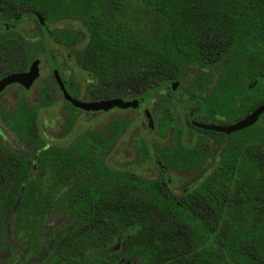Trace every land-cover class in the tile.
<instances>
[{
  "label": "trees",
  "instance_id": "16d2710c",
  "mask_svg": "<svg viewBox=\"0 0 264 264\" xmlns=\"http://www.w3.org/2000/svg\"><path fill=\"white\" fill-rule=\"evenodd\" d=\"M30 11L36 27L49 24L63 44L83 47V67L116 87V93H123L127 83L140 87L138 93L167 85L185 76L193 62H245L226 66L234 71L228 77L257 81V101L244 105L243 114L264 102V0H0V29L14 17L13 23L26 26L19 30L35 28L24 19ZM31 35L36 37L19 31L0 38V79L27 69L31 45L43 49L49 44L39 31ZM39 107H17L18 113L3 118L8 133L0 132V237L16 208L25 216L27 206L36 205L38 216L50 198H57L39 191L45 188L42 174L48 166L58 176L52 179L57 188L65 181L61 173L69 165L60 147L45 148ZM258 140L264 143V130ZM149 155V149L141 148L139 157ZM20 157L36 159L37 177L24 178L29 163ZM82 165L71 209L79 226L56 233L50 264H123L121 256L136 257L138 264H264V210L250 195L240 201L235 192L223 195L217 186L205 196L211 209L198 210L187 205L186 197L178 204L166 189L131 170L120 177L114 173L112 195L102 196L94 187L91 165ZM258 167L262 174V158ZM247 172L242 171L235 189L264 190V179L253 180L251 168ZM112 246V254H104Z\"/></svg>",
  "mask_w": 264,
  "mask_h": 264
},
{
  "label": "flooded vegetation",
  "instance_id": "af4514ba",
  "mask_svg": "<svg viewBox=\"0 0 264 264\" xmlns=\"http://www.w3.org/2000/svg\"><path fill=\"white\" fill-rule=\"evenodd\" d=\"M34 18V12L30 11L24 19H27V26L32 24L35 28L19 30L18 24L13 23L14 17L3 21L4 30L0 29V38L21 31L33 39L36 36L31 34L39 31L43 42L47 38L49 43L42 45L43 49L31 45L33 58L27 69L19 72H27L34 61H39V76L31 87L27 89L14 83L0 92V132L8 133L3 118L18 113L17 107L41 106L37 112L42 117V130L48 138L45 148L60 147L69 166L61 173L60 179L65 181L58 188L52 181L58 176L50 172L51 166L42 174L45 188L39 191L57 198H50L40 208L38 216L35 214L38 206L29 204L25 216L21 213L19 218L21 215L16 208L10 215L11 223L5 222L0 237V264H50L49 252L56 233L79 226L71 209L73 198L79 192L75 184L77 176L81 177L80 164L84 161L91 165L94 187L102 196L112 195L109 189L114 173L120 177L133 170L137 178L156 182L166 189L164 192L171 193L178 204L186 197L188 206L198 210L203 209L199 206L210 208L205 196L219 186L223 195L235 192L240 201L250 195L256 208L264 210V198L258 195H264V190L255 187L245 193L235 189L242 171L247 175L250 168L253 180L264 179V172L258 173L259 160H264V143L258 140L259 130H264V113L254 124L241 130L225 133L207 129L234 126L264 104L243 114L244 105L257 101L253 92L257 81L248 79L243 83L235 76H227L234 73L226 69L227 65L248 63L193 62L185 76L173 79L167 85L138 93L140 87L127 83L122 87L123 93H116V87L105 85L83 67L79 60L83 47L63 44L53 26L36 27ZM36 41L32 40L33 43ZM103 91L111 93L110 97H101ZM110 100L132 105L86 110L73 104V101L89 105ZM179 134L181 140H178ZM141 148L149 149L147 158L139 157ZM19 159L29 163L24 178L37 177L36 159ZM74 163L79 166L74 167ZM82 169L85 170L83 165ZM114 248L104 249V254H112ZM120 261L138 264L136 257L121 256Z\"/></svg>",
  "mask_w": 264,
  "mask_h": 264
},
{
  "label": "water",
  "instance_id": "95a60500",
  "mask_svg": "<svg viewBox=\"0 0 264 264\" xmlns=\"http://www.w3.org/2000/svg\"><path fill=\"white\" fill-rule=\"evenodd\" d=\"M37 18L40 24L44 25L43 18L41 16H37ZM38 65H39V61H34L30 65L29 70L27 72L15 73V74H11V75H8L2 78L0 80V92L3 91L4 88L7 87L8 85H11L14 83L20 84L27 89L30 88L33 82L39 76ZM62 90L64 91L63 87H62ZM65 96L67 100L68 99L71 100L67 95ZM73 104L78 107L84 108L86 110H100V109L108 110L115 106L121 107V108H127L132 105V103H123L122 101H119V100H110V101H104V102L97 103V104H89V105L79 104L73 101ZM262 113H264V104L261 105L259 108L253 111L249 116H247L245 119L241 120L234 126L223 128V129L207 127V129H214V130H218V131L225 132V133H230L236 130H241V129L247 128L251 126L252 124H254Z\"/></svg>",
  "mask_w": 264,
  "mask_h": 264
},
{
  "label": "rangeland",
  "instance_id": "374dc122",
  "mask_svg": "<svg viewBox=\"0 0 264 264\" xmlns=\"http://www.w3.org/2000/svg\"><path fill=\"white\" fill-rule=\"evenodd\" d=\"M18 27H19V28H21V27H23V28H24V27H26V26H25V25H21V24H20V25H18Z\"/></svg>",
  "mask_w": 264,
  "mask_h": 264
}]
</instances>
